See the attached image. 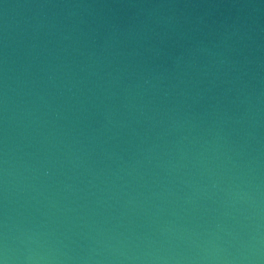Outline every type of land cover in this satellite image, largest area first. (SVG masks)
Returning <instances> with one entry per match:
<instances>
[{
    "label": "water",
    "instance_id": "95a60500",
    "mask_svg": "<svg viewBox=\"0 0 264 264\" xmlns=\"http://www.w3.org/2000/svg\"><path fill=\"white\" fill-rule=\"evenodd\" d=\"M9 264H264V0H0Z\"/></svg>",
    "mask_w": 264,
    "mask_h": 264
},
{
    "label": "clouds",
    "instance_id": "9594fccd",
    "mask_svg": "<svg viewBox=\"0 0 264 264\" xmlns=\"http://www.w3.org/2000/svg\"><path fill=\"white\" fill-rule=\"evenodd\" d=\"M0 264H9L7 248H3L2 254H0Z\"/></svg>",
    "mask_w": 264,
    "mask_h": 264
}]
</instances>
